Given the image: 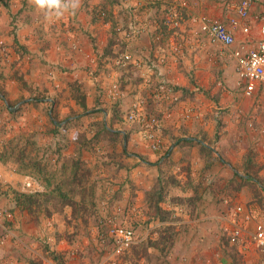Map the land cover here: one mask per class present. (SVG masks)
Wrapping results in <instances>:
<instances>
[{
	"label": "crops",
	"instance_id": "0c3cea01",
	"mask_svg": "<svg viewBox=\"0 0 264 264\" xmlns=\"http://www.w3.org/2000/svg\"><path fill=\"white\" fill-rule=\"evenodd\" d=\"M170 1L81 0V5L75 13L68 12L59 19L46 20L43 13L36 10L29 0H1L0 48L5 45L8 52L6 55L1 52L0 56V87L5 91L6 98L19 102V105L23 104L25 110H32L36 96L47 95L46 99L39 100L40 104L45 105V102H48L51 108L57 109L56 113L64 116L72 111L80 113L71 93L72 87L79 83L87 105L90 107L100 102L102 106L96 110L103 113L104 103L111 104V107L116 105L123 113H127V108L139 97H152V92L160 83L176 85L182 100L172 109L174 113L170 117L163 114L164 109H170L165 104L152 102L149 107L151 112H162L160 127L156 132L164 140L160 150H151L142 141L143 135L142 138L132 135L130 142L124 145L123 156L126 161L123 159L122 163H118L121 157L111 158L106 151L101 152V147L93 149L96 152H91L92 154L82 149L83 158L91 167L100 166L104 173L102 176L107 180V187L99 188L97 192L104 189V193L108 194L109 203H114L113 212H120L125 216L122 223L127 224L131 223L128 220L133 210L139 208L140 213L143 210L148 211L146 196L154 190L155 178L160 176L162 165L168 159L165 158L164 150L172 147L174 151L171 152L170 158L175 163L173 172L179 184L174 187V195L187 198L188 201L187 204L166 202L161 205L167 209L169 204V210L176 211L175 215L180 217L184 229L189 227L184 230V236L187 237L185 241L189 244L180 250L181 261L184 264H226L227 257L221 250L219 234L227 222L237 215L236 212L233 214V208L220 201L225 198L220 190L224 188L225 180L230 175L229 171L221 169L222 166L218 162L211 169L206 167L207 159L201 152V146L206 145L211 150H214V147L202 137H211L218 120L231 122L230 113L235 119L238 118V121L229 123L231 127L241 123L249 111L248 107L252 105V99L257 102L256 96L246 95L237 73L236 60L231 53L247 43L256 44L261 39V34L259 26L252 22L251 34L237 31L235 44L231 48L212 43L205 37L192 42L186 41L183 45V57L179 63H175L173 47L171 49L174 44L170 38L171 33L167 29L163 31L161 26ZM240 1L190 0V7L185 10L186 22L182 31L190 37V19L196 14H205L225 23L229 22L236 16L235 7ZM252 1L251 14H264V0ZM100 9L107 10L109 19H101L98 15ZM119 27H124L126 37L124 33L117 32ZM73 44H76L78 49L74 50ZM118 52L132 54L141 66L130 64L126 70L112 67L113 64L109 63V60ZM94 59L95 66L92 63ZM105 74L109 75L105 82H122L127 95L123 102L111 101L102 83L94 82H103L102 76L105 77ZM240 87L243 93L239 91ZM191 107L201 113L200 119H183L182 113ZM71 122H76V118H69L68 123ZM27 125L30 129L32 122L29 121ZM133 125L126 128V140L127 131H130ZM109 128L107 126V129ZM110 131L121 134L119 131L122 130ZM79 133L73 131L71 150L81 148ZM175 138L179 139L173 142ZM47 141L44 139V142ZM74 151L64 155L70 156ZM220 160L224 162L222 158ZM5 169L7 168L0 162V178L4 176L6 179L9 176ZM12 173L15 181L19 180V176L25 177ZM222 178L223 186L220 182ZM42 184L39 191L47 192V184ZM3 188L1 185L0 211L5 208L15 209L14 219L9 221L14 239L0 247V264H29L32 253L25 250L26 246L23 249L19 241H33L43 234L42 230L35 227L25 212L20 213L19 206L10 195L8 197L2 192ZM111 193L112 195H109ZM239 199V203L236 199L237 205L244 204V209L238 220L240 225L245 227L246 236L248 231H256L257 225H264V211L256 203L248 206L250 199L246 191L242 192ZM247 217L251 218V227L245 224L248 222L245 220ZM4 221L0 216V226ZM58 221H61L60 218ZM42 222L43 226L47 224L44 220ZM155 223L164 224L159 220ZM246 226L250 228L248 231ZM244 252L251 254L249 250ZM34 253L40 254L37 251Z\"/></svg>",
	"mask_w": 264,
	"mask_h": 264
},
{
	"label": "rangeland",
	"instance_id": "374dc122",
	"mask_svg": "<svg viewBox=\"0 0 264 264\" xmlns=\"http://www.w3.org/2000/svg\"><path fill=\"white\" fill-rule=\"evenodd\" d=\"M184 3H187V7H183ZM188 7H190V0H171L161 22L162 30L167 29L171 33L170 38L174 42L171 49L173 47L175 63H179L180 58L183 57V45L186 41L192 42V40L207 38L204 34H199L198 28H193V25H191L190 37L182 31L186 22L185 10ZM171 9H176L181 13L179 26L167 24L166 16ZM98 15L103 20L109 19L106 9H100ZM194 16L197 14L191 16V24ZM117 32L124 33V27H119ZM123 35L126 37L125 33ZM1 46L0 56L1 52L6 55L7 47ZM125 55L130 56V60L124 61ZM110 59L109 63L113 64L112 67L123 70L128 69L130 64L141 66V63L136 61L132 54L126 52H118L114 58ZM92 63L95 66V59ZM96 70L97 68H95ZM95 71L94 73H96ZM108 74H105V77L102 76L103 82H94L102 83L106 89V95L111 101L123 102L127 95L122 82L119 80L105 82ZM97 77L98 75L94 79L97 80ZM113 84L119 85L120 95H111ZM82 91L80 83L71 89L72 99L76 100L80 113L72 111L68 115L61 116L56 113L55 107L51 108L50 103L40 104L39 100L46 99L47 95L36 96L33 99L32 110H25L23 104L19 105V102L6 98L5 91L0 87V153L8 151V156L0 158V162L7 168L5 171L9 175L6 179L4 176L0 178V186L4 187L2 192L7 196L10 195L19 206L20 213L25 212L36 225L35 227L40 228L43 233L33 241H19L23 249L26 246L25 250L35 255L31 254L29 264H75V262L76 264H184L180 258V250L189 244L185 241L187 237L184 236V230L189 227L184 229L183 223H180V217L175 215L176 211L169 210V204L166 206L167 209L161 205L166 202L187 204L186 201H188L187 198L174 195V187L179 185L173 172L175 163L170 158L174 149L169 146L170 148H166L163 152L166 155L165 158L168 159L162 165L160 176L155 178L154 190L146 196L148 211L143 210L140 213L139 208L133 210L131 218L127 216L131 223L127 224L122 223L125 216H122L120 212L118 214L113 212L114 203H109L108 194L104 193V189L97 192L99 188L107 187V180L102 176L104 173L100 166L91 167L84 160L82 154V149L94 153L96 148L101 147V152L106 151L111 158L121 157L118 163H122L123 159L126 161L123 156L125 155L124 145L130 142L132 135H138L141 138L143 135L142 141L151 150H160L164 140L156 132L160 127L162 112H151L149 107L152 102L165 104L171 110L164 109L163 114L165 117H170L174 113L172 109L182 100L179 89L171 83H160L152 92V97H139L127 108V113H123L118 106L112 105L111 107V104L107 103H104L102 107L105 113L96 110L102 106L100 102L89 107ZM239 91L243 93L241 87ZM81 96L85 97L86 107L82 106ZM248 109L249 111L241 123L231 127L229 123L238 121V118L235 119L230 113L231 122L226 123L223 119L218 120L211 137L209 135L202 137L206 143L214 147V150H211L206 145L201 146V152L207 159L206 167L211 169L218 162L222 166L220 168L229 171L230 175L225 180V184L223 183L224 178L220 180L221 185L224 184V188L219 189L225 195V198H221L220 201L227 207L233 208L231 209L235 210L233 214L236 212L237 215V217H233V220L227 222L219 234L221 250L227 257L226 264H264V252L257 247L254 241L255 230L248 231L251 227V218L245 219L246 222L248 221L245 224L249 225V227L246 226L248 231L246 236L244 234L245 227L243 225L242 227L238 220L244 209L242 206L244 204L237 205L241 201L239 197L243 191H246L248 199H250L248 206L256 203L264 211V135L261 134V124L259 123L263 118V113L257 112V103L253 99L252 105ZM226 113L228 114V112ZM71 117L76 118V122L73 124L72 122L68 123V119ZM182 117L185 120H192L200 119L202 116L195 108L191 107L184 110ZM29 121L32 122L30 129L27 128ZM131 124L134 125L130 131H127V140L124 133L119 132L121 134L118 135V133L107 129L108 126L110 129H120L126 132V128ZM73 131L80 132V150L79 147L75 151L71 150ZM44 139L48 141L44 142ZM178 139L175 138L173 142ZM157 140L160 141V144L158 149H154L153 144ZM104 143L105 146H103ZM69 151L74 152L70 156L64 155ZM73 159L79 160L84 167L79 170L78 174L80 177L83 174L86 175L85 181L83 184H65L60 189L63 177L73 176L72 169H68L64 174L63 165L65 161L72 163ZM117 164L115 165L117 166ZM41 169L42 171H40ZM12 172L25 175V177L19 176V180L15 181ZM28 181H33L34 184L30 187L27 185ZM42 183L47 184V192L39 191V186L43 185ZM62 190L68 191V197L71 199V203L73 202L72 204L66 206L62 204V195H60ZM160 190L163 191L162 200H159V194L156 195V192ZM18 192L49 194L43 197L40 205H34V210L30 211L25 208L24 204L18 202L16 197ZM236 199L239 200L238 203ZM239 208L242 209L241 212H239ZM14 211L15 209L11 208L0 211V216L5 219L0 226V247L14 239L12 225L9 222L14 219ZM140 214L142 215L140 216ZM164 217L165 219L162 220ZM58 218L61 221H58ZM111 219L115 220L110 221ZM43 220L47 223L44 226ZM158 220L164 224L155 223ZM119 226L131 228L135 233V242L122 253H116L115 242L109 234L110 229ZM237 229H241V236L234 241L233 237ZM248 250L251 251L249 255L244 252ZM36 251L40 254H35Z\"/></svg>",
	"mask_w": 264,
	"mask_h": 264
},
{
	"label": "built area",
	"instance_id": "2783aa9c",
	"mask_svg": "<svg viewBox=\"0 0 264 264\" xmlns=\"http://www.w3.org/2000/svg\"><path fill=\"white\" fill-rule=\"evenodd\" d=\"M253 1L241 0L235 7L236 16L232 17L229 22L225 23L218 18L209 15H197L192 18L193 28H198L199 34H204L212 43H219L227 48L233 47L236 41L237 31H241L246 35L252 32V22L259 26L261 39L256 44L249 45L248 43L234 49L231 53L237 63V73L245 88V93L248 96H256L257 107L263 113V118L259 122L261 124V134L264 135V14L252 15ZM187 7V3L183 4ZM180 12L176 9H171L167 13V24L175 26L180 25ZM74 45V49H77ZM126 60H130V56H124ZM118 84H113L111 95H120ZM113 96V97H114ZM160 141L157 140L153 144L154 149H158ZM33 181H28L27 185L32 186ZM242 209L239 208V212ZM249 220V219H248ZM116 245V253L126 251L135 242V233L133 229L127 227H114L109 231ZM241 236V229H237L234 233L233 240L236 241ZM254 241L259 249L264 252V225L259 224L256 227ZM2 242V241H1Z\"/></svg>",
	"mask_w": 264,
	"mask_h": 264
},
{
	"label": "trees",
	"instance_id": "16d2710c",
	"mask_svg": "<svg viewBox=\"0 0 264 264\" xmlns=\"http://www.w3.org/2000/svg\"><path fill=\"white\" fill-rule=\"evenodd\" d=\"M80 98V97H78ZM82 98V106L86 107V103H85V98L83 96H81ZM117 134V133H116ZM119 135V134H118ZM8 151H5L3 153H0V158H3L4 156H8L7 153ZM12 154V153H11ZM70 160V159H69ZM82 164L79 160L73 159L72 163H69L68 161H65L64 165H63V170H64V174H66L68 169H72L71 174L73 175L71 176H64L63 179L61 180V185L59 186L60 189H62V187L65 184H83V182L85 181V177L86 175H82V177L79 176L78 172L79 170H81ZM42 171V169L40 170ZM49 193H41V192H36V193H16V197L19 203L24 204L25 208H28V210L33 211L34 209V205H40L41 204V200L43 199V197L47 196ZM159 194V200L163 199V191L160 190L158 192H156V195ZM60 195H62V204L64 206L66 205H70L71 203V199L68 197V191L65 192L62 190V193H60ZM164 218H162V220H164Z\"/></svg>",
	"mask_w": 264,
	"mask_h": 264
},
{
	"label": "clouds",
	"instance_id": "9594fccd",
	"mask_svg": "<svg viewBox=\"0 0 264 264\" xmlns=\"http://www.w3.org/2000/svg\"><path fill=\"white\" fill-rule=\"evenodd\" d=\"M34 8L43 13L46 20L59 19L65 13H75L81 0H29Z\"/></svg>",
	"mask_w": 264,
	"mask_h": 264
},
{
	"label": "water",
	"instance_id": "95a60500",
	"mask_svg": "<svg viewBox=\"0 0 264 264\" xmlns=\"http://www.w3.org/2000/svg\"><path fill=\"white\" fill-rule=\"evenodd\" d=\"M3 97V96H2ZM110 129V128H109ZM110 130H113V129H110ZM119 132H122V133H124L125 135H126V133L125 132H123V131H119Z\"/></svg>",
	"mask_w": 264,
	"mask_h": 264
}]
</instances>
